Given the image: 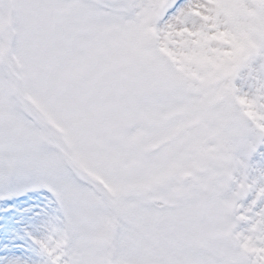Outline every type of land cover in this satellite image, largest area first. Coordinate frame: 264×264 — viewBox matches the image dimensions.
<instances>
[{
    "label": "snow or ice",
    "instance_id": "6c2138e0",
    "mask_svg": "<svg viewBox=\"0 0 264 264\" xmlns=\"http://www.w3.org/2000/svg\"><path fill=\"white\" fill-rule=\"evenodd\" d=\"M0 264H264V0H0Z\"/></svg>",
    "mask_w": 264,
    "mask_h": 264
}]
</instances>
